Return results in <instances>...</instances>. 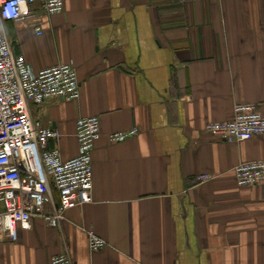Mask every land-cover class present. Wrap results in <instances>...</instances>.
<instances>
[{
	"label": "crops",
	"instance_id": "0c3cea01",
	"mask_svg": "<svg viewBox=\"0 0 264 264\" xmlns=\"http://www.w3.org/2000/svg\"><path fill=\"white\" fill-rule=\"evenodd\" d=\"M64 1L53 16L33 4L36 17L4 29L34 71L76 65L80 99L31 113L61 131L64 159L78 154V118L101 117L93 200L59 227L38 216L16 241L0 238V264H51L65 252L75 264H264V184L235 175L264 159V135L206 130L232 120L238 103L264 110V0ZM135 127L137 136L108 139ZM92 231L104 249L91 250Z\"/></svg>",
	"mask_w": 264,
	"mask_h": 264
},
{
	"label": "built area",
	"instance_id": "2783aa9c",
	"mask_svg": "<svg viewBox=\"0 0 264 264\" xmlns=\"http://www.w3.org/2000/svg\"><path fill=\"white\" fill-rule=\"evenodd\" d=\"M41 3L48 16L61 13L64 0H0V238L16 241L19 228H32L35 217H43L59 227L68 210L93 200L94 150L102 138V119L98 115L78 118L76 136L78 154L64 159L59 146L58 129L34 118L31 105L42 106L53 100L76 101L82 93L74 62L60 63L34 71L24 55L16 54L4 29L6 21L36 17L31 6ZM43 34L41 25L36 27ZM232 120L212 122L206 130L228 140H250L264 135V110L255 103H238ZM140 129L115 132L111 143L137 136ZM52 142L56 144L51 145ZM242 186L264 184V159L248 160L235 167ZM212 176L204 174L199 181ZM92 251H100L107 241L89 233ZM51 264H75L65 252L52 258Z\"/></svg>",
	"mask_w": 264,
	"mask_h": 264
}]
</instances>
